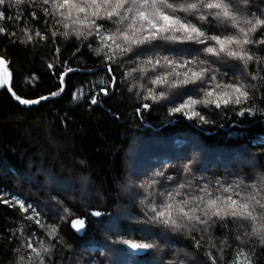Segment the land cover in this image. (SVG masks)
I'll list each match as a JSON object with an SVG mask.
<instances>
[{"label": "snow or ice", "instance_id": "obj_1", "mask_svg": "<svg viewBox=\"0 0 264 264\" xmlns=\"http://www.w3.org/2000/svg\"><path fill=\"white\" fill-rule=\"evenodd\" d=\"M0 22H6L0 24V50L50 42L56 58L70 38L58 26L71 28L72 56L86 50L104 76L92 87L75 86L72 101L83 100L88 87L90 105L126 92L137 115L163 110L167 117L210 127H222L218 119L264 118V0H0ZM7 63V55H0V70ZM46 67L59 69L56 91L22 97L7 72H0V88L7 86L19 105H39L62 96L64 77L81 70L67 60ZM193 163L188 159L145 180L129 177L124 190L131 206L139 207L135 229L160 243H113L162 254L161 243L182 238L183 246L159 264H257V249L264 252V170L231 181L209 179L197 176ZM48 202L51 219L32 201L0 193V203L16 212V226L0 242V252L7 248L0 264H63L72 249L61 222L79 231L85 220L72 218L60 191Z\"/></svg>", "mask_w": 264, "mask_h": 264}, {"label": "trees", "instance_id": "obj_2", "mask_svg": "<svg viewBox=\"0 0 264 264\" xmlns=\"http://www.w3.org/2000/svg\"><path fill=\"white\" fill-rule=\"evenodd\" d=\"M58 31L70 33L59 58L53 56L50 42L0 50L8 58L10 85L25 98L57 90L59 69L50 72L48 62L67 60L71 67L81 69L64 77L62 96L39 105H19L5 88L0 89V193L32 201L49 219L48 196L60 191L66 197L72 218L85 219L87 228L80 237L71 223L61 222L72 249L63 264H159L161 256L169 259L171 250L183 246L182 238L161 243L162 254L141 251L138 255L126 245L113 243L122 239L160 243L156 235L135 229L139 207L131 206L130 193L124 190L128 178L145 180L157 171L171 172L188 159H194L197 176L209 179L231 181L255 175L264 170V118L230 117L218 119L222 127H210L167 117L163 110L137 115L126 92L101 96L102 104L90 105L88 87L104 78L103 72L86 50L82 49L83 55L77 53L78 59L72 56L71 28L58 26ZM80 84L88 85L85 98L72 101L71 93ZM93 210L105 215L91 217ZM127 212L133 213L131 218ZM15 216L14 209L0 203V242L16 226ZM6 252L7 248L0 252V260ZM257 253V264H264V252L257 249Z\"/></svg>", "mask_w": 264, "mask_h": 264}, {"label": "water", "instance_id": "obj_3", "mask_svg": "<svg viewBox=\"0 0 264 264\" xmlns=\"http://www.w3.org/2000/svg\"><path fill=\"white\" fill-rule=\"evenodd\" d=\"M0 72H7L8 73V76H9V69H8V63L6 64V66H5V68L3 69V70H0ZM7 86H5V88H6ZM1 89V88H0ZM15 101V100H14ZM16 102V101H15ZM18 103V102H17ZM85 220V219H84ZM86 220H85V227H84V229H82V230H77V229H74V228H72L71 227V229H72V231L76 234V235H78V236H83V234H84V232H85V230H86ZM138 255H142V252L140 251V252H136Z\"/></svg>", "mask_w": 264, "mask_h": 264}, {"label": "rangeland", "instance_id": "obj_4", "mask_svg": "<svg viewBox=\"0 0 264 264\" xmlns=\"http://www.w3.org/2000/svg\"><path fill=\"white\" fill-rule=\"evenodd\" d=\"M137 167H138V165H135V168H137ZM125 210L128 211V208H125ZM127 213H128V212H127Z\"/></svg>", "mask_w": 264, "mask_h": 264}]
</instances>
